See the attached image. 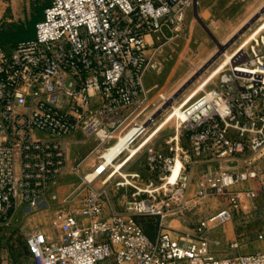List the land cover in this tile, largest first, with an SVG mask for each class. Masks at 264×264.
<instances>
[{
  "label": "built area",
  "instance_id": "2783aa9c",
  "mask_svg": "<svg viewBox=\"0 0 264 264\" xmlns=\"http://www.w3.org/2000/svg\"><path fill=\"white\" fill-rule=\"evenodd\" d=\"M197 3L50 0L35 37L0 42V231L19 209L48 204L68 167V136L103 131L115 143L137 128L131 145L147 133L152 116L137 118L148 96L145 76L163 68L161 47L181 36ZM183 111L165 150H158L155 136L137 145L135 156L147 152L151 176L141 184L135 182L141 172L124 176L121 186L135 190L121 209L109 208L108 190L94 183L110 167L104 171L100 163L92 177H83L86 194L77 208L68 207V195L55 209L51 232L26 236L36 264H264V251L219 256L210 242L243 212L242 193L251 200L264 193V36L234 56ZM104 150L98 149L102 160ZM232 162L241 167L225 165ZM251 181L259 185L237 188ZM210 197L222 207L174 236L166 217L185 220ZM149 215L160 225L155 237L139 220ZM0 264H6L1 234Z\"/></svg>",
  "mask_w": 264,
  "mask_h": 264
},
{
  "label": "rangeland",
  "instance_id": "374dc122",
  "mask_svg": "<svg viewBox=\"0 0 264 264\" xmlns=\"http://www.w3.org/2000/svg\"><path fill=\"white\" fill-rule=\"evenodd\" d=\"M49 1L0 0V33L15 30L28 20L37 17L41 12L40 17L43 18L44 7ZM263 4L264 0H199V3L189 10L181 36L164 42L163 36L154 35L158 44L164 42L160 50L164 66L160 71L149 72L145 76L148 96L144 106L137 113V118L143 121L161 108L164 109L149 124L147 133L131 144V147L137 146L146 136L156 134L153 141L158 150L166 148L167 139L175 134L177 126L175 116H179V110L187 106L203 90H209L213 82H217L219 73L226 68L231 59H228L227 54L232 56L239 50L247 51L255 39L264 36ZM256 16L258 17L249 23ZM165 31L170 34L166 28ZM254 36L257 37L254 38ZM23 38L21 35L14 37L0 34V41ZM210 78L213 79L207 84ZM104 138L105 136L100 137L98 134L87 136L79 132L66 138L68 167L59 185L47 194L48 204L34 211L27 208L19 209L14 214L12 222L0 231L6 264H36L27 249L26 236L37 229L51 232L50 222L55 209L68 195L72 198L68 207L77 208L79 206L86 194L83 177L92 173L95 167L103 161L99 158L98 149L104 150L114 144L112 140ZM129 152V149H125L120 153L113 165L110 164L109 169L94 182L97 187L108 190L109 201L107 197L106 201L109 208L121 209L124 201L135 190L133 187L123 188L121 186L122 182L126 181L124 176L133 172H141L143 178L140 181L135 179V182L139 184L151 176L147 168L146 151L139 153L120 172L112 175L115 165L122 164ZM201 168L196 169V177ZM196 188L197 183L193 182L192 190ZM55 189L58 191L56 192ZM55 194L58 196L57 199L52 198ZM220 201L218 197H210L208 206L186 214L187 221L168 216L164 222L170 226L171 233L177 236L179 230H191L204 215L217 211L220 208ZM139 220L146 232L151 237H155L160 228L156 218L149 215ZM219 229L221 227L217 228ZM228 253L230 250L225 255Z\"/></svg>",
  "mask_w": 264,
  "mask_h": 264
},
{
  "label": "crops",
  "instance_id": "0c3cea01",
  "mask_svg": "<svg viewBox=\"0 0 264 264\" xmlns=\"http://www.w3.org/2000/svg\"><path fill=\"white\" fill-rule=\"evenodd\" d=\"M128 130L129 126L122 128L124 133ZM77 132L82 133L81 131ZM227 166L232 169H237L241 167V164L237 165L236 162H232L228 163ZM258 185V181H251L237 188L242 190L246 187H256ZM241 200L243 203V212L210 235L211 246L217 251L219 256H224L229 250L230 253L264 251V193H261L255 200L249 199L242 193ZM219 204L221 208L223 205L222 201ZM183 221L187 220L185 219ZM233 240L239 241L240 246L238 249L231 247L230 243Z\"/></svg>",
  "mask_w": 264,
  "mask_h": 264
},
{
  "label": "bare ground",
  "instance_id": "6f19581e",
  "mask_svg": "<svg viewBox=\"0 0 264 264\" xmlns=\"http://www.w3.org/2000/svg\"><path fill=\"white\" fill-rule=\"evenodd\" d=\"M262 14H264V11L262 12ZM262 29L264 30V26L262 27ZM257 37V36H256ZM255 36H254V38H256ZM253 38V39H254ZM241 51L242 50H239V51H237L236 53H234L232 56L231 55H229V54H227V53H225V54H227V57H228V59H232L234 56H236L237 54H239V53H241ZM230 59V60H231ZM230 60H229V62H230ZM225 65V64H224ZM223 65V66H224ZM189 104V103H188ZM187 104V105H188ZM175 107V106H174ZM185 108V107H184ZM184 108H182V109H180L179 110V116L180 117H182V118H185V116H186V113L183 111V109ZM176 110L178 111V108H176ZM167 122V121H166ZM166 122H164V124L166 123ZM163 127V126H162ZM137 131H138V129L137 128H132L128 133H126V134H124V135H121L120 136V140L119 141H117V142H115L112 146H110V147H108L107 149H106V152H104V159H103V161L101 162V169L102 170H107L108 169V167L109 166H111V165H113V163H114V160L115 159H117L118 157H119V154L121 153V152H123L125 149H129L130 150V152H129V154L126 156V158L124 159V161H123V163L121 164V163H119V165H115V174L116 173H118V172H120L121 171V169L132 159V158H134V156L136 155V151H137V146H135V147H131V145H130V143H131V138L134 136V135H136V133H137ZM98 135L100 136V137H104L105 136V134H104V132L103 131H100L99 133H98ZM156 134H153L152 136L151 135H149V136H146L143 140H145V139H147L148 141L150 140V139H152L154 136H155ZM111 164V165H110ZM94 172V171H93ZM92 172V174L90 175V177H92L93 176V174H95V173H93Z\"/></svg>",
  "mask_w": 264,
  "mask_h": 264
},
{
  "label": "trees",
  "instance_id": "16d2710c",
  "mask_svg": "<svg viewBox=\"0 0 264 264\" xmlns=\"http://www.w3.org/2000/svg\"><path fill=\"white\" fill-rule=\"evenodd\" d=\"M48 3L45 5V7L48 5ZM45 7H44V9H45ZM43 12H44V10H43ZM40 15H42V12L37 17L28 20L27 23L18 26L15 30L0 33L1 35H8V36H14V37L17 35H21L24 37L23 39L10 40V41H0V42L12 44V43L18 42L20 40H25V39H30V38L35 37L36 23L38 21H40L41 19H43L40 17Z\"/></svg>",
  "mask_w": 264,
  "mask_h": 264
},
{
  "label": "water",
  "instance_id": "95a60500",
  "mask_svg": "<svg viewBox=\"0 0 264 264\" xmlns=\"http://www.w3.org/2000/svg\"><path fill=\"white\" fill-rule=\"evenodd\" d=\"M259 14H261V13L259 12ZM257 17H258V16H256L255 18H253V20H251V22H249V23H252ZM163 109H164V108H161V110H159L157 113H155V114L151 117V120L156 119V118L161 114V112H162Z\"/></svg>",
  "mask_w": 264,
  "mask_h": 264
}]
</instances>
